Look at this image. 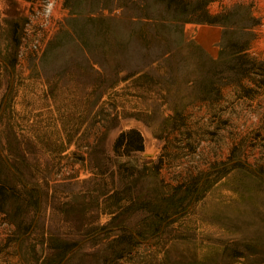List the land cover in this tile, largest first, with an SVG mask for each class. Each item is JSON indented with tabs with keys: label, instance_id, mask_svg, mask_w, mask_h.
Masks as SVG:
<instances>
[{
	"label": "rangeland",
	"instance_id": "374dc122",
	"mask_svg": "<svg viewBox=\"0 0 264 264\" xmlns=\"http://www.w3.org/2000/svg\"><path fill=\"white\" fill-rule=\"evenodd\" d=\"M27 10L0 0V264H264V0H65L20 61Z\"/></svg>",
	"mask_w": 264,
	"mask_h": 264
},
{
	"label": "built area",
	"instance_id": "2783aa9c",
	"mask_svg": "<svg viewBox=\"0 0 264 264\" xmlns=\"http://www.w3.org/2000/svg\"><path fill=\"white\" fill-rule=\"evenodd\" d=\"M65 0H27L28 10L22 25L18 57L22 61L31 56H41L64 24L59 15L60 2Z\"/></svg>",
	"mask_w": 264,
	"mask_h": 264
},
{
	"label": "trees",
	"instance_id": "16d2710c",
	"mask_svg": "<svg viewBox=\"0 0 264 264\" xmlns=\"http://www.w3.org/2000/svg\"><path fill=\"white\" fill-rule=\"evenodd\" d=\"M204 14L205 16L201 19V22H213L212 20L206 18V12H204ZM113 148L115 151L122 149V153L127 155L135 151H142L144 149L143 137L140 132L134 128L122 131L117 136ZM6 199V190L3 189V187H0V209L3 208L2 201Z\"/></svg>",
	"mask_w": 264,
	"mask_h": 264
}]
</instances>
